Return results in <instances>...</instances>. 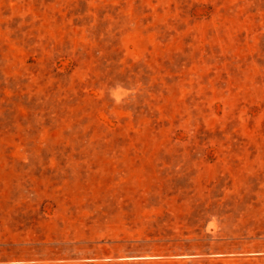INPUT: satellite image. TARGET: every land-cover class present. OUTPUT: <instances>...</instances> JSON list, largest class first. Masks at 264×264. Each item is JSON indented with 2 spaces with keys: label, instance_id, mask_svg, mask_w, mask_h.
<instances>
[{
  "label": "rangeland",
  "instance_id": "rangeland-1",
  "mask_svg": "<svg viewBox=\"0 0 264 264\" xmlns=\"http://www.w3.org/2000/svg\"><path fill=\"white\" fill-rule=\"evenodd\" d=\"M0 264H264V0H0Z\"/></svg>",
  "mask_w": 264,
  "mask_h": 264
}]
</instances>
